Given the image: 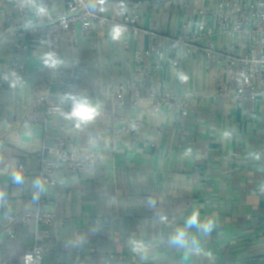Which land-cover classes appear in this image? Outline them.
I'll list each match as a JSON object with an SVG mask.
<instances>
[{
    "label": "crops",
    "instance_id": "0c3cea01",
    "mask_svg": "<svg viewBox=\"0 0 264 264\" xmlns=\"http://www.w3.org/2000/svg\"><path fill=\"white\" fill-rule=\"evenodd\" d=\"M143 1L137 36L124 34L113 41L110 30L89 38L76 32L80 42L71 46L70 35H64L60 54L69 78L59 97L62 112L71 107L64 94L86 95L101 104L100 116L79 129L61 113L48 119L41 114L37 122L27 119L33 93L47 89L49 73L42 54L34 50L20 59L26 84L17 82L20 72L9 68L13 38L0 24V254L12 264H22L35 225H16L14 239L3 230L9 218L26 212L57 217L43 242L44 264H264V105L209 100L211 79L201 57L176 69L154 62L149 79L155 88L163 84L169 91L194 92L201 102L192 103L180 128L173 126L169 110L149 116L139 136L123 135L111 143L105 115L136 117L150 105L143 100L139 108L134 106L132 65L149 48L152 27L173 36L185 4L202 11L213 0ZM117 8L123 15L133 12L124 0H109L108 11ZM225 132L231 135L225 137ZM58 137L76 141L81 151L98 152L102 159L91 174L55 173L56 183L42 184L34 201L42 147L54 146ZM250 152L260 153L261 159ZM20 165L24 182L16 184L12 175ZM149 197L157 200L155 208L148 206ZM195 209L202 220H216L210 235L193 230L211 256L185 259L168 238ZM161 215L168 217L167 223L160 221ZM129 238L147 246L143 259L130 250Z\"/></svg>",
    "mask_w": 264,
    "mask_h": 264
},
{
    "label": "built area",
    "instance_id": "2783aa9c",
    "mask_svg": "<svg viewBox=\"0 0 264 264\" xmlns=\"http://www.w3.org/2000/svg\"><path fill=\"white\" fill-rule=\"evenodd\" d=\"M44 2L49 15L41 19L25 6L26 0H0V24L13 38L9 68L20 72L15 80L22 84H26V78L20 59L34 50L42 56L52 50L61 60L60 47L66 34L70 35L69 44L76 46L80 42L76 32L89 38L104 35L117 24L127 27L128 36H137L141 31L139 10L144 5L143 0H124L125 7L133 11L129 15H123L122 8L110 13L109 0H104L103 4L100 0ZM184 12L175 35L165 36L153 26L149 32V48L136 55L132 65L133 103L139 108L141 102L147 100L150 105L140 108L136 117L105 115L111 143L123 135L139 136L149 116H160L169 110L173 126L180 128L192 103L201 102L202 97L194 92L169 91L163 84L155 88L149 79L154 62L160 67L176 69L187 60L201 57L211 79L209 100L219 103L233 99L264 105V0H213L206 3L202 11L185 4ZM47 71L49 85L45 91L33 93V103L26 115L32 122H37L41 114L48 119L64 109L59 97L66 89L69 72L62 63L57 69L47 67ZM4 77L9 78L10 74ZM123 92L121 87V95ZM101 159L98 152H83L76 141L58 137L54 146L44 144L42 147L38 175L42 184L54 185L55 173L91 174ZM261 166L264 167V161ZM19 169L24 174L23 165ZM56 220L54 213L26 212L9 218L3 234L14 239L16 225L27 227L33 223V242L25 253H32L33 264H44L43 242ZM0 264H12V261L0 254Z\"/></svg>",
    "mask_w": 264,
    "mask_h": 264
},
{
    "label": "clouds",
    "instance_id": "9594fccd",
    "mask_svg": "<svg viewBox=\"0 0 264 264\" xmlns=\"http://www.w3.org/2000/svg\"><path fill=\"white\" fill-rule=\"evenodd\" d=\"M104 0H100L103 4ZM26 7L35 13V15L41 19L49 15V9L44 0H26ZM127 32V27L125 25H114L110 29V36L113 41H119L123 35ZM42 62L46 67L57 69L61 65V60L55 51H47L42 56ZM180 80L186 82L187 77L180 73ZM64 96L71 102V107L66 112H61V115L65 120L71 121L75 128H81L82 126H87L91 122L95 121L101 114V104L99 102L93 103V101L86 95L79 94H64ZM231 134L228 132L224 133L225 137H229ZM249 155L255 159L260 160L261 154L257 152H250ZM12 181L16 184H21L24 182V176L22 170L18 169L12 175ZM34 187L38 188V192L33 193V200L39 199L40 192H43L44 188L40 179H35L33 181ZM260 191L264 192V183L260 185ZM3 193L0 192V199H2ZM148 206L155 208L157 205V200L149 197ZM160 221L162 223L168 222V217L165 215L160 216ZM216 226V220L213 217L202 220L200 211L195 209L188 215L181 224H178L171 232L168 238V244L170 246L182 249L184 252V258L188 259L192 256H211V253L207 252L202 246L200 240L193 233H202L207 236L210 235ZM127 244L130 250L134 253L140 254L143 259L147 252V246L143 241L137 240L135 238H129ZM35 251H39L36 249ZM24 264H33V255L31 252L25 253L23 257Z\"/></svg>",
    "mask_w": 264,
    "mask_h": 264
}]
</instances>
